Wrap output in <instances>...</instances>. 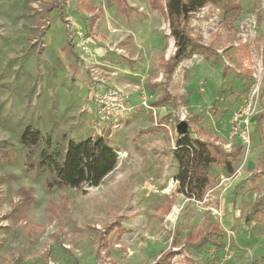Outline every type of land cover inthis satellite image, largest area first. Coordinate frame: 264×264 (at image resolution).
Wrapping results in <instances>:
<instances>
[{
    "label": "rangeland",
    "instance_id": "obj_1",
    "mask_svg": "<svg viewBox=\"0 0 264 264\" xmlns=\"http://www.w3.org/2000/svg\"><path fill=\"white\" fill-rule=\"evenodd\" d=\"M83 1L0 0V264H153L163 251H175L173 238L180 248L174 264H264V0H240L226 13L209 5L194 14L190 30L217 56L196 54L170 79L159 58L173 53L174 39L160 10L148 0H125L127 13L115 0H90L94 12ZM50 3L57 8L47 11ZM88 82L94 92L115 87L146 98L150 108L142 107L147 117L134 124L139 134L131 149L120 137L123 126L97 128L102 115ZM165 94L169 102L152 106ZM181 121L194 137L218 135L225 148L245 149L233 175L213 167L218 183L203 201L179 195L167 213L162 204L175 195ZM27 127L41 130L37 146L21 143ZM159 127L165 144L156 137ZM70 132L105 136L118 149V169L87 194L47 191L49 169L27 162L43 148L61 159ZM125 159H136L130 177ZM140 167L151 176L138 177ZM118 182L124 186L112 187ZM20 189L34 201L14 222L9 214ZM204 221L223 229L224 247L184 244L188 230ZM112 222L124 233L109 236L106 252L102 231ZM33 225L43 229L30 231Z\"/></svg>",
    "mask_w": 264,
    "mask_h": 264
},
{
    "label": "trees",
    "instance_id": "obj_2",
    "mask_svg": "<svg viewBox=\"0 0 264 264\" xmlns=\"http://www.w3.org/2000/svg\"><path fill=\"white\" fill-rule=\"evenodd\" d=\"M240 0H148L149 5L154 10H160L168 23L170 35L174 39V51L166 58L162 54L159 58V66L165 72L167 79L174 75L178 66L185 60L199 54L205 59L217 56V51L206 45L201 35H194L190 30V20L194 14L201 11L206 6H214L224 13L234 11L239 7ZM84 8L96 11L89 7L90 0H84ZM117 7L124 13L128 12L125 0H115ZM54 3H50L47 11L56 9ZM102 10L94 13L91 18L90 28H93L96 21L101 17ZM163 99L170 101L168 94L154 101L152 106L159 107L164 103ZM43 140L40 129L27 127L20 136V141L27 147L37 146ZM244 146L237 144L231 149L225 148L218 135L206 137H194L192 132H181L176 137L173 149L174 158L177 162V171L174 174L176 182V193L183 194L189 199L203 201L208 193L215 188L218 183V175L213 172V167L222 169L227 175L235 173L237 163L244 155ZM27 162L31 166L42 170L49 169V175L45 180V188L51 192L55 188H72L82 194L89 193L91 188L101 185L108 175L115 171L119 164L118 149L111 145L105 136H88L82 139L70 138L64 149L61 159L53 152H48L46 148L41 149L39 157L32 162L30 154ZM1 183V180H0ZM21 200L13 206L9 217L14 222L25 218L28 206L34 201L27 189H20ZM176 197H166L162 204V210L167 213ZM62 203L67 207L68 199L62 196ZM2 204V190L0 184V207ZM53 216H58L57 211L52 212ZM30 231L42 230V225L30 226ZM117 233L121 237L124 233L119 222H112L105 225L102 231V246L106 252L109 244V236ZM217 236V237H215ZM219 236V237H218ZM225 236V232L220 229L218 223L196 224L185 235L184 244L198 249L212 244L216 247H224L220 240ZM171 248L162 252L160 257L153 264H174L173 258L180 253L177 239L173 238Z\"/></svg>",
    "mask_w": 264,
    "mask_h": 264
},
{
    "label": "crops",
    "instance_id": "obj_3",
    "mask_svg": "<svg viewBox=\"0 0 264 264\" xmlns=\"http://www.w3.org/2000/svg\"><path fill=\"white\" fill-rule=\"evenodd\" d=\"M97 22V21H96ZM91 84H93V83H91V82H88V90H89V94H90V97H92V99H93V101H94V104H95V110H96V112L95 113H99L100 114V112L98 111V108H97V105H96V102H95V99H94V87H92L91 86ZM101 86V85H100ZM103 86H101V88H98V89H100L99 91H101V90H103V89H105V88H107V87H103ZM128 101H129V104H131L132 105V110L131 111H129V113H127V114H125L124 116H122V117H120L119 119H118V121H115L114 119H112V118H109V117H104L102 114H100V118L101 119H99V120H97L96 122H98V124H97V128H98V126H103V127H105V126H107V127H114V126H119V125H121V126H123L122 127V131H121V133H120V137H121V139L122 138H124L125 137V141H123V144H125V146H127V148L128 149H131L130 148V146H131V143L133 142V143H135L134 141H136V139H137V136H138V134L136 133V132H132L133 131V129H134V124L136 123V121H140L141 119H143V118H145V117H147L146 116V112H144V110H143V108L140 106V103H139V100H138V98L137 97H128ZM102 118H104V120H102ZM147 121H149V120H145V122H147ZM94 123H95V121H94ZM91 124H93V122L91 123ZM117 124V125H116ZM153 124L154 123H152V125H150V126H148V127H140V129H138V131H143L144 129L145 130H147V129H153L154 128V126H153ZM159 129V130H158ZM157 130H155V133H159V135H157L156 137L157 138H159V142H161V141H163L162 143L163 144H165V141L166 140H164L163 139V134H162V132H165V131H163L164 129H162V132H161V128L159 127ZM134 131H136V130H134ZM77 132H78V134H79V131L77 130ZM77 132H70L69 133V139L70 138H74V139H82V138H86V137H88V136H93V137H95L94 135H92V134H90V135H86V136H84V137H81V138H77L76 136H77ZM151 132V131H150ZM152 132H154V131H152ZM151 133H147L146 135H150ZM165 134H167L166 132H165ZM167 136V135H166ZM119 137V138H120ZM122 140H120V141H118V142H116V144H117V146H121V144H122V142H121ZM131 141V142H130ZM120 142V143H119ZM137 144V143H136ZM114 145V144H113ZM133 145H135V144H133ZM115 146V145H114ZM127 157H128V155H127ZM126 157V158H127ZM174 160H175V158H174ZM123 161H124V157H123ZM129 161V162H128ZM176 161V160H175ZM125 162H127L128 163V168L126 169L127 170V173H126V176H131L132 174H133V172H135L136 171V169H135V164H136V159H130V160H126L125 159ZM148 168H150V166H148V167H146V169H148ZM117 169H118V167H117ZM116 169V170H117ZM115 170V171H116ZM140 171H142V172H140V173H138L137 174V176L138 177H141V178H146V177H148L149 178V176H151L150 175V173L148 172V170H147V172H145V170H144V167H143V169H142V167H140V169H139ZM112 174V173H111ZM108 176H110V175H108ZM107 176V177H108ZM176 183V182H175ZM177 185V184H176ZM121 186V188L124 186V184H119V182L118 183H114V185L112 186V187H114V188H119ZM174 194H176V197L177 196H179V195H183V194H179V193H176V190L174 191ZM168 197H171V195L170 196H168ZM175 197V198H176ZM177 200V199H176ZM202 223H207L206 221H204V222H202ZM199 224H201V223H199ZM195 226V225H194ZM220 227V226H219ZM221 228V227H220ZM222 229V228H221ZM223 230V229H222ZM189 231V230H188Z\"/></svg>",
    "mask_w": 264,
    "mask_h": 264
},
{
    "label": "built area",
    "instance_id": "obj_4",
    "mask_svg": "<svg viewBox=\"0 0 264 264\" xmlns=\"http://www.w3.org/2000/svg\"><path fill=\"white\" fill-rule=\"evenodd\" d=\"M94 99L98 111L104 116L118 121V119L132 110V105L129 104L128 96L118 88H105L94 93ZM141 107H148V102L145 97L139 101Z\"/></svg>",
    "mask_w": 264,
    "mask_h": 264
},
{
    "label": "water",
    "instance_id": "obj_5",
    "mask_svg": "<svg viewBox=\"0 0 264 264\" xmlns=\"http://www.w3.org/2000/svg\"><path fill=\"white\" fill-rule=\"evenodd\" d=\"M178 129L180 130V133L181 132H185L186 131V123L184 121H181L179 124H178Z\"/></svg>",
    "mask_w": 264,
    "mask_h": 264
}]
</instances>
